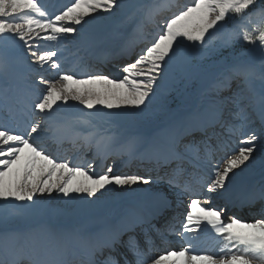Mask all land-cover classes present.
Here are the masks:
<instances>
[{
    "label": "snow or ice",
    "instance_id": "obj_1",
    "mask_svg": "<svg viewBox=\"0 0 264 264\" xmlns=\"http://www.w3.org/2000/svg\"><path fill=\"white\" fill-rule=\"evenodd\" d=\"M123 6L122 0H68L50 12L41 0H0V264H264V209L252 222L227 215L228 204L240 199L229 187L231 176L264 153V84L254 87L255 79L264 82V0H187L175 10L167 0H150L119 50L129 58L120 76L94 70L83 58L66 70L68 45L77 54L95 49L87 26ZM238 42L259 52L260 71L231 67L209 83L207 107L143 138L141 156L152 165L146 173L117 174L109 164L97 174L93 163L75 164L52 151L86 128L85 139L102 144L105 152L97 154L107 158L119 137L107 135L99 121L113 112L143 113L187 69L194 50ZM14 64L23 66L22 75L14 74ZM84 67L90 70L80 73ZM49 70L59 78L47 79ZM69 102L81 106L78 115L66 113ZM141 188L148 190L147 209L130 208L115 224L9 227L63 213L42 202L54 194L91 203ZM241 195L243 203L264 200V183ZM184 197L183 219L168 216ZM214 197L226 203L214 205ZM173 232L186 246L153 257V236ZM209 232L214 235L202 240Z\"/></svg>",
    "mask_w": 264,
    "mask_h": 264
},
{
    "label": "rangeland",
    "instance_id": "obj_2",
    "mask_svg": "<svg viewBox=\"0 0 264 264\" xmlns=\"http://www.w3.org/2000/svg\"><path fill=\"white\" fill-rule=\"evenodd\" d=\"M122 3L124 6L121 9L117 10L115 15L97 17V19L95 21H91V23H93L96 26L100 25L102 27V32L106 31L107 33H109L112 28L128 29L129 22L132 21V19H134L136 14L141 13V6L144 4H147L148 0H122ZM127 18H130V19H127ZM102 35H105L104 36L105 38L104 40L100 42V44H106L108 41L109 42L111 41V37L109 35H106V34H102ZM243 54L244 52L241 50L238 56H242ZM237 60H238L237 57L233 58V61H237ZM219 62H224V61L220 60ZM252 66H254L256 72L258 73L260 71V60L254 61L252 63ZM262 84H264V82H262L260 79L257 78L254 80V87L257 90L261 88ZM169 97L170 96L163 97V99L161 100L166 101ZM157 105H158V99L157 97H154L151 100V102H149L148 108L145 109L143 113L113 112V113L108 114L104 118V120L99 121L98 123L101 128L107 129V131L108 129L110 130L112 129L114 131L119 130V129H122V130L127 129L129 124H133L135 122L136 120L135 117L138 119L139 117L144 116L145 113H147L149 110H153ZM68 106L80 109V107H77L79 105L76 102H69ZM255 122H256V125L258 126L259 119L255 118ZM83 131H88V130L85 128ZM263 171H264V153L257 152L254 156V159L252 160L251 163L248 164L247 167H242L241 169L235 170L236 174L234 176H231V179H232L231 182L234 183L235 181H237L240 185H244L245 183L248 184V181L250 182V181L259 180L261 174L264 173ZM262 180L263 179H261L259 182H261ZM122 196L124 197V200L127 199V201L135 202L137 199H139V197H143L144 193H141L138 191L129 192L127 190L123 192H109L104 197H102L99 201H93L91 203H88L86 200L68 201L66 198L61 199L60 197L54 194L50 198H45L44 204L51 203L52 208H60V209H64V211L63 213L59 215L48 216L47 220H45L44 222L62 221L66 223H73V222L79 223L78 221L83 219V217L85 216L83 214L87 213L88 211L92 209L91 207L92 205L95 206L93 210L97 209V211L95 212H100L98 209H101L102 207L100 206L105 204V208H103L102 210L103 212H108V210L111 211L112 208L118 204L117 199L119 201V199ZM107 204L109 205L107 206ZM111 204L113 206H111ZM86 219L87 220L85 222H88L89 215H86ZM17 221H14V222H17ZM21 221L23 222V220ZM39 224H42V222Z\"/></svg>",
    "mask_w": 264,
    "mask_h": 264
},
{
    "label": "bare ground",
    "instance_id": "obj_3",
    "mask_svg": "<svg viewBox=\"0 0 264 264\" xmlns=\"http://www.w3.org/2000/svg\"><path fill=\"white\" fill-rule=\"evenodd\" d=\"M104 32H106V31H104ZM105 128H106V127H105ZM110 128H111V127H110ZM111 130H112V129H111ZM250 177H251V176H250ZM248 179H249V178H248ZM251 179H252V178H251ZM251 179H250V180H251ZM248 182H249V181H248ZM135 194H136V193H135ZM126 200H127V199H126ZM113 201H114V200H113ZM117 205H118V204H117ZM111 206H113V205L111 204ZM108 212H109V210H108Z\"/></svg>",
    "mask_w": 264,
    "mask_h": 264
}]
</instances>
